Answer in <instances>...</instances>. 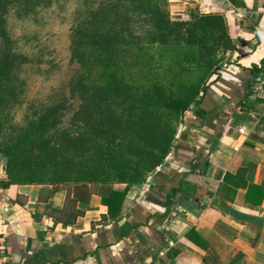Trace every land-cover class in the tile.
<instances>
[{"label":"crops","instance_id":"1","mask_svg":"<svg viewBox=\"0 0 264 264\" xmlns=\"http://www.w3.org/2000/svg\"><path fill=\"white\" fill-rule=\"evenodd\" d=\"M241 2L168 0L173 20L222 16L236 48L212 79L204 120L195 108L184 116L164 165L129 189L119 215L92 195L77 205L84 215L63 224L66 191L4 188L0 168V264H264V197L258 205L247 189L219 192L224 175L243 168L264 189V0Z\"/></svg>","mask_w":264,"mask_h":264},{"label":"trees","instance_id":"2","mask_svg":"<svg viewBox=\"0 0 264 264\" xmlns=\"http://www.w3.org/2000/svg\"><path fill=\"white\" fill-rule=\"evenodd\" d=\"M21 1L25 12L46 2ZM228 1L234 7L242 4ZM6 5L7 0H0L1 16ZM73 32L72 58L85 73L74 86L79 105L70 128L56 129L57 120L51 123L47 116L31 121L25 130L8 126L5 111L11 95L3 97L0 91L2 187H61L66 191L58 218L63 224L83 216L77 205L87 204L92 195L101 197L109 214L121 213L129 189L164 165L184 116L195 108V118L204 120V97L213 77L220 76L224 56L236 48L222 16L173 20L168 0L104 3ZM2 61L6 73L11 59L6 55ZM246 178L244 168L226 173L219 192L247 189V200L258 195L259 205L264 189ZM172 197L165 201V216Z\"/></svg>","mask_w":264,"mask_h":264},{"label":"rangeland","instance_id":"3","mask_svg":"<svg viewBox=\"0 0 264 264\" xmlns=\"http://www.w3.org/2000/svg\"><path fill=\"white\" fill-rule=\"evenodd\" d=\"M114 1L46 0L25 12L21 0H7L0 15V91L3 97L11 95L5 111L8 126L25 130L31 121L47 116L51 123L57 120L56 129L71 127L79 105L74 86L85 73L72 58L73 31L100 5ZM6 55L11 64L5 73Z\"/></svg>","mask_w":264,"mask_h":264},{"label":"built area","instance_id":"4","mask_svg":"<svg viewBox=\"0 0 264 264\" xmlns=\"http://www.w3.org/2000/svg\"><path fill=\"white\" fill-rule=\"evenodd\" d=\"M263 87H264V78H263ZM241 131H243V130L241 129Z\"/></svg>","mask_w":264,"mask_h":264}]
</instances>
